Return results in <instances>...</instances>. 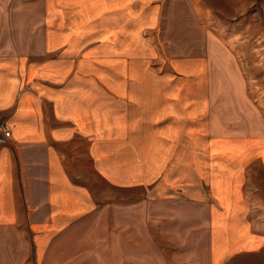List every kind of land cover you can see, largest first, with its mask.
<instances>
[{"label": "crops", "instance_id": "obj_1", "mask_svg": "<svg viewBox=\"0 0 264 264\" xmlns=\"http://www.w3.org/2000/svg\"><path fill=\"white\" fill-rule=\"evenodd\" d=\"M255 2L21 0L17 34L0 32V123L9 132L0 144V264H168L109 253L108 229L141 230L140 215L127 214L138 206H126L137 188L154 199L155 231L166 216L179 236L180 264L198 263L201 246L209 264L264 262V114L213 35L231 34L223 22ZM95 178L106 189L107 250L63 254L62 236L94 215ZM178 203L198 217L179 219L191 208Z\"/></svg>", "mask_w": 264, "mask_h": 264}, {"label": "rangeland", "instance_id": "obj_2", "mask_svg": "<svg viewBox=\"0 0 264 264\" xmlns=\"http://www.w3.org/2000/svg\"><path fill=\"white\" fill-rule=\"evenodd\" d=\"M223 3L225 0H222ZM21 0H0V32L13 31V37L17 34L21 22ZM224 11H233L230 7L223 6ZM32 15V13L30 14ZM222 24V22H221ZM231 34H213L219 41H223L224 46L230 53L239 61L240 72L242 78L246 82V90L248 98L253 103L254 109L259 113L264 114V0H256V2L248 9L244 17L236 21H231L228 24L223 22ZM237 34H235V33ZM238 32H246L247 34H238ZM234 33V34H233ZM10 34V33H8ZM261 115V114H260ZM254 173H259V168L253 166ZM91 195L94 202V215L79 221L71 230H68L62 236V251L63 254L78 255H101L106 252L107 248L102 247L100 240L102 239L103 229L101 223V197L106 191L105 187L96 178L91 187ZM127 205L136 204L138 210L128 211L131 217L140 215L141 230L138 232L132 229L133 223L125 224V229L118 230L110 228L106 231V238H109V253L111 255L118 254V251L130 250L137 251L142 255H158L168 264H180L182 259L181 247L176 246L179 236L173 232L167 225L166 216L158 218V228L150 225V209L154 199L145 189L137 188L127 191ZM180 200H176L178 202ZM261 203V200H258ZM182 202V201H181ZM165 208V205H163ZM178 208L190 207L188 213L179 211L178 218H197V212L193 213L191 206L185 203L175 204ZM169 208V207H168ZM261 215V213H259ZM176 218V217H174ZM175 226H178L175 221ZM184 226V225H183ZM186 227V226H184ZM175 233V235H174ZM177 238V239H176ZM94 240V244L92 242ZM99 240V241H97ZM136 243V247H127V241ZM99 242V243H97ZM118 243L122 246L119 247ZM93 244V245H91ZM124 246V247H123ZM202 247V246H201ZM201 247L193 249V254L199 262L196 264H209L206 253L203 254ZM192 253V249H190ZM191 256V255H190ZM227 264H264V262L249 261L246 258H240L239 261Z\"/></svg>", "mask_w": 264, "mask_h": 264}, {"label": "built area", "instance_id": "obj_3", "mask_svg": "<svg viewBox=\"0 0 264 264\" xmlns=\"http://www.w3.org/2000/svg\"><path fill=\"white\" fill-rule=\"evenodd\" d=\"M9 138V132L7 131L4 124L0 123V144H4Z\"/></svg>", "mask_w": 264, "mask_h": 264}]
</instances>
